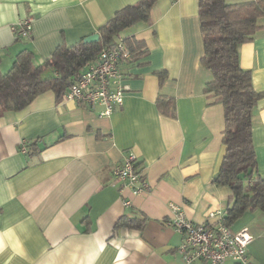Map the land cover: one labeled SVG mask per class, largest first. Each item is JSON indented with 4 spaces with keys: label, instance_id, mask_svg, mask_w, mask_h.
Masks as SVG:
<instances>
[{
    "label": "crops",
    "instance_id": "obj_1",
    "mask_svg": "<svg viewBox=\"0 0 264 264\" xmlns=\"http://www.w3.org/2000/svg\"><path fill=\"white\" fill-rule=\"evenodd\" d=\"M137 1L0 0V69L9 70L23 49L40 64ZM29 16L31 34L18 36L12 26ZM120 35L143 40L146 52L120 63L128 89L110 116L52 89L0 116V264H207L185 262L183 234L165 223L170 201L196 222L231 204V188L215 181L225 153L224 106L204 92L212 73L202 64L198 0H157L149 20ZM240 62L264 91V28L240 46ZM160 95L172 101L169 113ZM253 140L264 176V96ZM128 153L137 156L149 190L133 194L116 178L114 167ZM122 215H145L144 228L116 229ZM244 227L253 236L252 263L264 264V210H246L231 224Z\"/></svg>",
    "mask_w": 264,
    "mask_h": 264
},
{
    "label": "trees",
    "instance_id": "obj_2",
    "mask_svg": "<svg viewBox=\"0 0 264 264\" xmlns=\"http://www.w3.org/2000/svg\"><path fill=\"white\" fill-rule=\"evenodd\" d=\"M156 1L138 0L122 7L100 27L98 41L82 39L73 45L62 44L40 64H34L30 49L21 50L9 70L0 69V116L25 108L48 89L63 97L87 64L103 48L115 46L119 38L130 49V60L145 53L143 40L120 34L139 20H149ZM198 14L204 41L202 64L212 73L204 92L224 106L225 153L215 181L231 188V204L223 216L224 223L231 227L246 210H264V176L259 172L253 140L254 112L264 91L254 87L252 71L240 62V46L264 28L260 21L264 18V0H198ZM168 100L160 95L158 105L169 113L172 101ZM146 220L145 215H122L115 228L143 229Z\"/></svg>",
    "mask_w": 264,
    "mask_h": 264
},
{
    "label": "built area",
    "instance_id": "obj_3",
    "mask_svg": "<svg viewBox=\"0 0 264 264\" xmlns=\"http://www.w3.org/2000/svg\"><path fill=\"white\" fill-rule=\"evenodd\" d=\"M32 23V17L23 18L12 26V30L18 36H29ZM130 57V49L122 38L115 46L103 48L68 88L65 98L87 105H101L99 115L110 116L124 102L128 85L124 82L120 63ZM22 148L23 151L27 150L25 145ZM114 174L133 194L151 188L134 153H128L114 167ZM124 204L129 205L131 201L126 199ZM169 207L172 213L165 223L183 234L179 251L185 262L204 260L207 264H222L231 259L240 264H253L248 254L252 234L247 227L234 231L226 225L223 221L224 211H210L207 220L196 222L186 215L180 204L170 201Z\"/></svg>",
    "mask_w": 264,
    "mask_h": 264
},
{
    "label": "water",
    "instance_id": "obj_4",
    "mask_svg": "<svg viewBox=\"0 0 264 264\" xmlns=\"http://www.w3.org/2000/svg\"><path fill=\"white\" fill-rule=\"evenodd\" d=\"M99 38H100V35H99V33L96 32V33H93V34L85 37L84 41L85 42H95V41H98Z\"/></svg>",
    "mask_w": 264,
    "mask_h": 264
}]
</instances>
